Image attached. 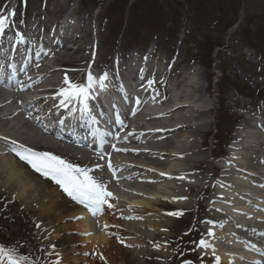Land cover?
<instances>
[{"label": "rangeland", "instance_id": "obj_1", "mask_svg": "<svg viewBox=\"0 0 264 264\" xmlns=\"http://www.w3.org/2000/svg\"><path fill=\"white\" fill-rule=\"evenodd\" d=\"M3 1L0 0V5ZM25 1L28 7L25 11L20 9L17 21L26 31L28 38H34L37 34L40 36L44 26L49 23L45 19L42 22L40 9L44 0ZM147 1L148 4L145 6H143L146 4L143 0H107L102 3L99 0L78 1V14L83 12V19L80 20V25L78 26V23L76 26L79 32L77 34L82 37L79 44L86 43L89 46L92 43L90 41L93 34L97 36L96 42L99 45L97 55L102 65L97 70L105 69L114 56L117 55V58L120 55L123 56L129 49L138 48L144 51L154 45L155 52L162 58L161 68H164L168 62L167 66H170L172 62L179 63L172 72L173 75L181 72L188 76L193 72L191 67L197 66V92L193 95L199 102L197 106H194L195 110L212 108L197 123L201 125L208 120L207 127L203 129L205 134L198 139L202 151L201 157L205 163L204 170L199 168L195 170L196 174L205 175L203 180L208 186L207 193L203 191L205 183L198 182L199 187L196 192L189 194L187 199L190 205L185 209L178 212L173 205H168L171 203L164 204L165 202L159 203L157 208H154L156 211L152 213H158L157 215L162 218L169 217L154 226L158 227L151 238L155 247L146 243L150 246L149 249L138 254L132 253L125 245L116 242L117 236H109L112 242L109 246H112L113 252L111 254L103 252L99 255L96 247L87 248L88 246L82 244L80 234L66 232L64 228H61L64 225L74 224V218H69L71 220H67L68 222L61 221V218H68L67 216L73 215L80 208L75 201L68 198L62 188L61 204L65 206V209L62 212L54 209L49 215L40 214L39 209L35 207H23L17 198L0 190V247L13 249L14 258L20 260L21 264H43L41 258L44 264H48L51 260H59L65 264H186L185 261L182 262L183 254H186L183 257H187L192 264H213L203 261L201 248L206 247H201L200 241L204 239L210 243L205 237V229H209V226L202 221L203 207H205L202 201L206 200V203L208 201V192L212 189V178L216 176L212 171L216 163V151L219 143L225 139L223 131H219L218 134L215 132L217 130L215 125L219 121L227 124L226 145L228 146L234 141V135L241 126H248L253 137L256 138V140L248 141L261 143V148H257L259 145H256L252 151L255 152L257 148L263 153L261 158L264 159L262 156L264 155V133L258 129L264 128V0H206L200 5L203 15L199 18L198 14L193 15L189 10L191 6H197L195 0ZM152 5L155 16L146 19L142 6L150 10ZM53 6L50 1H47V9L44 11V14H47V20L51 19ZM134 7L137 10H134ZM91 13L96 15L94 20L91 18ZM236 15H238V21L232 25ZM251 41L257 45L258 51L251 48L252 46L249 45ZM208 42L210 45L220 42L223 47L214 49L212 53L210 51V57H208L206 55ZM73 57L76 61L82 58L80 64H85L89 54L76 53L72 55V59ZM208 61L213 62V65L209 63L208 66H202V63L206 64ZM222 74L223 77H221ZM173 78L175 77L171 75L169 81L172 82ZM183 79L189 81L185 77ZM183 79L181 77V80ZM198 90L201 91L200 94ZM183 113L190 112L185 110ZM187 141L189 143V140ZM226 147L222 150L224 154H226ZM255 164L256 161H249V165ZM259 165L256 166L263 170L264 166ZM23 166L31 174L41 177L27 163ZM143 178L145 177L140 176L138 179ZM55 206H60L58 201ZM208 206L214 207L210 202ZM128 210L132 208L127 207L123 212ZM19 213L27 216L30 221ZM173 213L178 215H172ZM15 217L20 222L19 229H17ZM251 223L264 231V224H258L257 220H251ZM211 227L218 228L214 223ZM49 228L53 230L46 233V229ZM72 229H75L74 225ZM7 231L12 234L4 233ZM30 231H35L40 250L33 249L28 243V240H31L28 236ZM189 233L191 235L186 236ZM190 238L194 240V243L190 242ZM142 239L143 242L148 240L146 233L142 234ZM161 247H164L167 252H161ZM82 250L85 251V256ZM22 257L27 259H21ZM1 262L11 264L6 257L2 258Z\"/></svg>", "mask_w": 264, "mask_h": 264}, {"label": "bare ground", "instance_id": "obj_2", "mask_svg": "<svg viewBox=\"0 0 264 264\" xmlns=\"http://www.w3.org/2000/svg\"><path fill=\"white\" fill-rule=\"evenodd\" d=\"M103 1L105 0H101L100 3ZM68 33L66 31V36L63 35L59 38V43L51 48L50 54H42L39 57V64L36 70L38 79L35 81L34 86L40 87V91L44 93V97L39 100L35 110L36 112L43 110V115H48V108L53 106L57 99L62 98L54 97L52 93L67 87L65 77L69 81L75 82L82 76L80 70L69 68L76 67L83 60L80 58L76 61L74 57L72 59V55L84 52L89 54V57L90 54L92 55L91 58L93 57L90 48H84L83 44H79V41L82 39L79 40L76 37L68 39ZM20 41H24V37ZM68 44H72L75 49L70 50L67 47ZM20 50L21 47L19 46L18 51ZM91 58L89 60H92ZM45 59L48 64L45 63ZM140 60V64L144 66L142 69L144 77L153 79L155 81V88H160L162 84L158 81L159 73L150 67L151 60L156 65L158 64L159 59L155 55V52L149 56L147 63L143 58ZM126 63L124 61L120 66L114 65L109 68V71L113 69L117 73V76H113L110 73L112 83L110 85H117L128 77L126 75L120 76L119 74L120 69H126ZM98 64H100V61L95 64V70H97ZM173 65L176 68L179 63L173 62L169 70L167 69L165 73H161L162 77L167 75V82H169L171 75L175 77L172 81L174 83L172 89L175 92L173 93L168 90L165 93L168 94L165 101L169 104L174 96L175 100L183 99L189 97V95H195L197 92L196 86H191V83L186 81V79H180L181 72L175 73L174 75L171 73ZM200 92L198 90L199 94ZM117 94L120 93L116 92ZM19 99L13 86L6 85L5 89L0 88V137L7 138L6 140L10 142L15 141V144L10 143L12 147L8 148V154L0 153V190L7 192L13 198H17L23 207L38 208L42 215H49L54 209L59 212L65 209V206L63 207L61 204V187L48 177L41 175L39 178L31 174L20 164L22 160L12 151L13 147L23 151V149L18 147L19 145L38 152L48 150L53 155H58L69 163L88 168L90 170L89 174L94 176L95 179L104 184H109L107 191L113 195L108 197V204L103 205L102 210L95 214L98 216V223H91L94 221L93 212L88 206L83 204V208L77 209L73 215L67 216L68 218H61V221L64 222L71 220L69 218H74V224L64 225L61 228H64L66 232L72 231L80 234L82 236L80 239L82 244L88 246L87 248L93 249L96 247L99 255L103 252L105 254H109V252L111 254L113 252L111 249L112 246H109L112 243L109 240V236H117L118 239L116 242L125 245L132 253L135 252L138 254V252L149 249L150 246L146 243L155 247V244H152L151 238L158 227L155 228L154 226L155 224L158 225L164 222L169 217L166 216L163 219L157 215L158 213H152V211H156L154 208H157L159 203L165 202L164 204L171 203L168 205H173L178 212L185 209V207L190 205L187 199L189 194L196 192L199 187L198 182L205 183L203 191L207 192L208 186L206 185V181L203 180L205 179V175H198L195 173V170L198 168L204 170L205 163L201 157L202 151L200 144H198V139L205 134V132L203 133V129L207 127L208 123L206 122L201 125L194 124L191 120L192 117L187 113H183V111L188 110L186 106L190 100L183 105H177L175 102V106L168 108L165 115L158 117V119L148 120L149 122L155 121L152 124L155 128L160 127L157 123H161L166 127L162 131L161 129H156L153 133L143 132L145 129L143 126L147 122L145 118H143V123L135 122L137 118L141 116L145 117V114H141L139 110H136L133 117H131L130 122L132 126L125 127L122 133L125 138L120 146L123 147L125 145L126 147L128 146L127 144H132L146 146V148L143 150H135L123 147L124 150L119 152L115 151L116 157L110 160L112 164L111 168H107L105 164H99L101 167L97 168V163L100 162L99 156L101 155L97 156L85 149L73 147L44 133V128L41 127L40 121L35 120L32 116L36 113H29L26 106L22 107L23 112L21 113L15 111V108L20 107V105L14 107L20 101ZM194 110V118L196 119H200L208 114V112L202 110ZM161 118L164 121H159ZM176 124L179 125L176 126ZM119 128L120 125L118 130ZM258 129L264 132L260 128ZM129 130L133 131L127 134ZM154 132L160 141L156 139ZM140 138H143V144L138 143V139ZM242 138L236 135L234 144L237 145L238 141ZM249 139L256 140L255 137ZM187 140H189V143ZM3 143L6 145L9 142L0 139V144ZM256 145H259L257 148H261L260 142L248 140L244 145L234 146L232 148L236 152L233 151L231 156H225L223 162L215 164L212 167V171L216 176L212 178V189L208 192V201L215 202L217 209L209 206L203 207L202 221L209 226V229L205 232V237L210 241L209 245L217 247L214 250L217 252L214 253L211 250L202 249L201 256L204 259L203 261L213 264H240L239 260H241V257H245L251 260V262H253V259H257L260 261L258 264H264V249L258 245H254L263 242L264 231L251 223V220H261L264 222V177L260 178L259 173L252 172L255 168L253 166L257 164L264 165L263 157L261 158V154L263 153L258 151L257 148L255 152L252 151V148L256 147ZM249 149L250 153H247ZM102 155L107 156V154ZM249 161H256V164L250 166ZM236 165L240 168H236V170L232 169ZM116 168L122 174V177L118 181L112 177L110 178L107 173L102 174V172ZM139 175H148V179L144 178L139 181L137 178ZM259 178L261 180L258 184ZM222 183H224L223 186ZM253 185H258L261 188L257 192L251 191ZM51 186L53 189H51ZM227 186L229 187L227 188ZM243 195L250 196L244 198ZM57 201L59 202V207L55 206ZM109 205L111 206L109 207ZM127 207H131L132 210L124 213L123 210L127 209ZM255 207L260 208V211ZM213 223L218 228L211 227ZM73 225L76 231L72 229ZM52 230V228L46 229V233ZM209 231L214 233V235L210 236L208 234ZM143 233H146V237L148 238L144 242L142 239ZM253 233H257V235L254 236ZM231 235H237L245 242H249L251 245L253 244L258 249L260 256L249 254V251L242 244H238L237 247L239 249L234 248L233 245L232 248L228 245L231 241L229 240L227 244L225 240L229 239ZM220 241L221 245L219 246ZM157 249L159 250V248ZM84 252L82 250L83 254ZM161 252L166 253L167 250L161 247ZM254 252H256L255 248ZM0 264H3L1 259Z\"/></svg>", "mask_w": 264, "mask_h": 264}, {"label": "snow or ice", "instance_id": "obj_3", "mask_svg": "<svg viewBox=\"0 0 264 264\" xmlns=\"http://www.w3.org/2000/svg\"><path fill=\"white\" fill-rule=\"evenodd\" d=\"M6 19V17H0V33L4 30ZM20 39L23 40V37H20ZM107 80V73H104L99 78L89 73L86 83L83 84L71 82L65 77V84H67V87L63 88L59 93V95L63 97L59 107H68L69 104L79 102V111L87 114L93 123H98L96 117L91 113L88 102L90 99L95 98L94 91L97 85H99L100 91L107 89V84L105 83ZM152 83H154V81L150 80L149 84L151 85ZM71 111H75V109H71L70 112ZM61 123H63V121H61ZM108 134L109 133L106 132L100 133L101 142H103V137ZM12 143L15 144V141ZM18 147L23 149V151L18 150L16 147H13L12 151L15 152L20 160L25 161L34 171L45 177L51 178L69 197L88 206L94 215L102 210L103 205L108 204V197H111L113 194L107 191L104 183L98 181L94 176L89 174L90 170L88 168L69 163L67 160L62 159L58 155H53L51 152H38L31 148H25L23 145H19ZM112 147L115 149L114 145ZM115 150L120 151V149ZM101 159H103V155H101ZM108 166L109 168L112 167L110 160ZM96 167L100 168L101 165H97ZM110 206L111 205H109V207ZM172 215H178V213H173ZM208 234L210 236L214 235L211 231H209ZM200 246L208 247L209 245L207 241L201 240ZM157 247L159 246L157 245ZM13 252V249L0 247V253H2L0 259L6 257L11 264H21L20 260L14 258ZM21 259L26 260L27 257H22ZM56 264H59V261H57ZM186 264H192V262L187 261Z\"/></svg>", "mask_w": 264, "mask_h": 264}, {"label": "trees", "instance_id": "obj_4", "mask_svg": "<svg viewBox=\"0 0 264 264\" xmlns=\"http://www.w3.org/2000/svg\"><path fill=\"white\" fill-rule=\"evenodd\" d=\"M203 1H206V0H195V2H196V4H197V6H195V5H193V6H191V10L193 11V12H198L199 14H203L202 13V10H201V7H200V5L203 3ZM143 2L144 3H146V4H144L143 6H145V5H147L148 3V1L147 0H143ZM188 3H190V2H188ZM154 5V4H153ZM151 6L152 7V9H150V10H146V9H144L143 8V6H142V12L145 14V17H147L146 19H148V18H150V17H153V16H155V13H153V11H154V6ZM156 7V6H155ZM137 9V8H136ZM158 15H159V13H158ZM249 45H251L252 47H254L255 49H257V45H255L254 43H253V41H251V43L249 44ZM16 219H17V217H15ZM17 224H18V226H20V222H19V220H17Z\"/></svg>", "mask_w": 264, "mask_h": 264}]
</instances>
